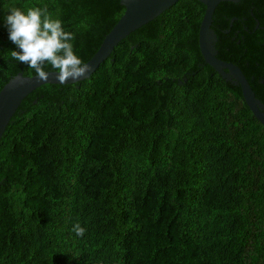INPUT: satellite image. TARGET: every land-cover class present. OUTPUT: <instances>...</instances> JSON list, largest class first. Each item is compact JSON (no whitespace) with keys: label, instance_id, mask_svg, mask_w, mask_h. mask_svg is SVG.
Here are the masks:
<instances>
[{"label":"trees","instance_id":"obj_1","mask_svg":"<svg viewBox=\"0 0 264 264\" xmlns=\"http://www.w3.org/2000/svg\"><path fill=\"white\" fill-rule=\"evenodd\" d=\"M30 6L62 21L85 64L126 12L122 0H0V93L36 76L5 24ZM205 13L180 0L91 78L23 101L0 146V264H264V126L206 64ZM212 29L218 59L264 105V0L221 3Z\"/></svg>","mask_w":264,"mask_h":264},{"label":"water","instance_id":"obj_2","mask_svg":"<svg viewBox=\"0 0 264 264\" xmlns=\"http://www.w3.org/2000/svg\"><path fill=\"white\" fill-rule=\"evenodd\" d=\"M180 0H122L126 12L110 34L106 37L97 54L87 63L91 71L79 81L69 80L60 84L55 72H50L48 81H41L37 76L26 77L23 73L13 78L0 93V146L1 141L23 101L38 88L47 85H73L83 82L94 75L114 53L118 45L132 33L154 21L170 10ZM206 7V13L201 23L199 45L206 64L211 66L226 81L239 85L245 101L255 117L264 126V105L257 99L242 70L232 64L218 59L216 51L217 35L212 29L214 14L217 7L225 2L239 3L242 0H197Z\"/></svg>","mask_w":264,"mask_h":264},{"label":"clouds","instance_id":"obj_3","mask_svg":"<svg viewBox=\"0 0 264 264\" xmlns=\"http://www.w3.org/2000/svg\"><path fill=\"white\" fill-rule=\"evenodd\" d=\"M5 24L9 40L19 50L11 52L12 58L33 69L41 81L49 79L46 64L55 70L60 84L79 81L91 71L74 52V35L64 30L62 21L47 6H30L26 11L10 7ZM72 231L83 237L86 229L76 223Z\"/></svg>","mask_w":264,"mask_h":264}]
</instances>
